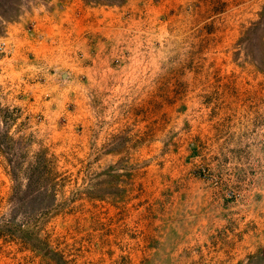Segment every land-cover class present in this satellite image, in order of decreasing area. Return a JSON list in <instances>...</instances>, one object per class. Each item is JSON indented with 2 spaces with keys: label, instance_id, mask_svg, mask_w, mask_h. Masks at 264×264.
<instances>
[{
  "label": "rangeland",
  "instance_id": "rangeland-1",
  "mask_svg": "<svg viewBox=\"0 0 264 264\" xmlns=\"http://www.w3.org/2000/svg\"><path fill=\"white\" fill-rule=\"evenodd\" d=\"M17 9L0 264H264V0Z\"/></svg>",
  "mask_w": 264,
  "mask_h": 264
},
{
  "label": "trees",
  "instance_id": "trees-1",
  "mask_svg": "<svg viewBox=\"0 0 264 264\" xmlns=\"http://www.w3.org/2000/svg\"><path fill=\"white\" fill-rule=\"evenodd\" d=\"M18 1L19 0H0V4L4 6L5 9H9L11 11H18L17 6H18ZM88 3H95V4H120L123 3L125 0H85Z\"/></svg>",
  "mask_w": 264,
  "mask_h": 264
},
{
  "label": "crops",
  "instance_id": "crops-1",
  "mask_svg": "<svg viewBox=\"0 0 264 264\" xmlns=\"http://www.w3.org/2000/svg\"><path fill=\"white\" fill-rule=\"evenodd\" d=\"M35 31H37V32H35ZM34 36V35H36V38L37 37H39V38H41L40 36H44L43 38H41L39 41L42 43V42H46V38L45 37H48V34L47 33H45V30H43V29H36V28H34L33 29V31L30 33V37L31 36ZM37 46V45H36ZM35 46H33V48L31 47V50H33L34 49V52H36V53H39L38 52V47H36V49L34 48ZM41 52V51H40ZM40 54V56H41V53H39ZM42 57V56H41Z\"/></svg>",
  "mask_w": 264,
  "mask_h": 264
}]
</instances>
